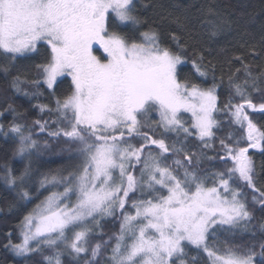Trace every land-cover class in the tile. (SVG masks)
<instances>
[{"label":"snow or ice","instance_id":"1","mask_svg":"<svg viewBox=\"0 0 264 264\" xmlns=\"http://www.w3.org/2000/svg\"><path fill=\"white\" fill-rule=\"evenodd\" d=\"M144 23L136 0H0V72L17 69L10 86L30 99L43 95L42 86L50 90L55 106L36 107L55 119L34 124L69 145L76 161L41 174L47 195L23 215L19 240L9 233L4 247L17 257L39 255L43 264H65L64 256L74 264H264V240L217 243L221 233L255 236L253 209L236 181L258 191L252 201L264 209L250 153L264 154V127L249 112L264 113V91L262 102L251 98L264 71L254 75L245 64L243 78L230 72L221 103L224 76L217 79L216 64L176 32L170 45L159 30H142ZM175 23L185 26L179 17ZM206 23L215 36L232 22L216 16ZM252 55L264 53L253 48ZM35 57L34 77L18 69ZM61 77L71 78L62 96ZM220 113L234 126L224 137L217 136ZM0 132L14 135V154L29 161L19 174L0 165V177L20 201H31L30 158L49 145L41 149L34 129L19 122L7 131L0 124ZM210 148L214 155L204 151ZM204 161L223 167L205 168ZM108 222L118 229L106 233Z\"/></svg>","mask_w":264,"mask_h":264},{"label":"trees","instance_id":"2","mask_svg":"<svg viewBox=\"0 0 264 264\" xmlns=\"http://www.w3.org/2000/svg\"><path fill=\"white\" fill-rule=\"evenodd\" d=\"M138 11L145 21L142 30L148 27L159 30L162 39L171 45L169 33L176 32L181 41H187L188 45L195 46L202 51L204 55L213 61L217 67V79L219 80L223 72L224 80L220 88L221 103L228 99V75L234 73L235 76L243 78L244 65H250L251 71L255 75L264 71V55H258L253 59L252 49L257 53H264V0H136ZM209 9L216 16H222L229 19L231 28L215 36L208 32L206 21L215 19L216 16L210 15ZM179 17L184 22L183 28L179 27L175 20ZM138 36V33L136 34ZM97 54L100 52L97 51ZM100 55V54H99ZM236 57H240L239 60ZM41 57H35L34 60H21L18 69L26 72L30 77L36 75L32 65L38 62ZM241 60L244 64L241 63ZM185 73L192 71L191 64L182 66ZM241 69L236 72V69ZM17 69H13L11 75L16 74ZM11 75L5 76L0 72V123L4 126V131L13 122H19L34 129L33 138L41 149H44L47 143L49 147L46 150L34 152L30 158L32 167V180L29 184L30 190L33 191L31 201H20L15 191L5 185L0 177V264H43L39 255H33L31 258L17 257L11 250L4 247L7 243V235L12 234L14 241L19 240V231L17 225L27 212L31 211L40 200L44 199L47 192L39 189V179L41 174L49 173L55 170L69 169L76 161L70 159L73 153L69 150V145L61 142L57 143L56 138L47 135V132H40L39 126L34 124L37 119L49 120L55 119V113L49 116L48 113L40 112L37 104H48L55 106V99L49 96L46 86L41 87L43 95L28 98L23 94L13 91L10 86ZM57 89V95H64L70 88L71 78L64 77ZM261 91L251 90V98L255 103L262 102V91L264 83H260ZM34 90V89H32ZM8 105H12L15 112L8 110ZM251 118L258 127H264V113L259 111L251 112ZM221 118L222 127L217 132L218 137H224L233 132L234 126H229L228 118L223 113L218 114ZM54 127V126H53ZM17 146L16 137L9 133L5 136L0 132V165L7 163L17 174L23 171L24 166L29 163L28 160L15 155ZM193 151L199 152L198 141H193L190 145ZM215 149H220L219 140L217 139ZM209 155H214L213 150L204 149ZM253 155L255 166L254 183L256 187L264 188V154L255 149H250ZM171 163V160L169 161ZM223 167L222 162L204 161L205 168ZM240 185L242 192L245 194L249 207L253 209V220L250 222L255 230V236H250L247 232H240L235 236L221 233L217 243L223 245L225 238L236 243H259L264 240V232L261 231L260 225L264 224V209L259 204L252 201L253 195L259 197V192H253L251 188L246 187L243 182L236 181ZM43 192L40 195L35 190ZM38 196V198H37ZM14 205V206H13ZM118 229V223H106V233H111ZM47 252V250H46ZM190 254L197 255L196 249H191ZM65 264H74L70 257H63Z\"/></svg>","mask_w":264,"mask_h":264},{"label":"rangeland","instance_id":"3","mask_svg":"<svg viewBox=\"0 0 264 264\" xmlns=\"http://www.w3.org/2000/svg\"><path fill=\"white\" fill-rule=\"evenodd\" d=\"M95 48H97V49H99V46L98 45H96V46H94ZM99 51H100V55H103V49H99ZM97 54V53H96ZM99 54H97V55H99ZM61 78H64V77H61ZM60 78V79H61ZM1 124V123H0Z\"/></svg>","mask_w":264,"mask_h":264},{"label":"flooded vegetation","instance_id":"4","mask_svg":"<svg viewBox=\"0 0 264 264\" xmlns=\"http://www.w3.org/2000/svg\"><path fill=\"white\" fill-rule=\"evenodd\" d=\"M99 51V50H98ZM100 52V51H99Z\"/></svg>","mask_w":264,"mask_h":264}]
</instances>
